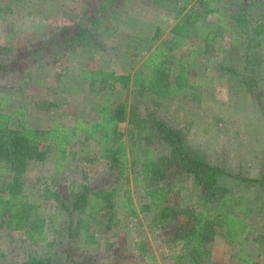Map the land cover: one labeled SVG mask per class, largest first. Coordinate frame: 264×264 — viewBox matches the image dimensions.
Returning a JSON list of instances; mask_svg holds the SVG:
<instances>
[{
  "label": "rangeland",
  "instance_id": "obj_1",
  "mask_svg": "<svg viewBox=\"0 0 264 264\" xmlns=\"http://www.w3.org/2000/svg\"><path fill=\"white\" fill-rule=\"evenodd\" d=\"M243 11L248 21L241 28ZM178 20L192 28L172 46V69L181 57L193 88L161 98L131 86L123 88L121 83L112 87L105 80L81 78V69L133 73L151 51L165 48L163 42L172 37L171 27ZM80 27L89 30L87 40H71ZM246 38L252 39L259 61L247 68ZM119 101L127 104L126 119L118 124L122 139L127 140L133 130L132 139L141 142L142 133L128 119L137 121L148 107L180 127L191 147L231 174L220 180L242 208L238 216L246 224L245 232L238 241L228 242L217 229L210 264H264V245L257 240L264 233V182L241 179L264 180V0H0V110L22 111L34 128L73 129L79 121L90 125L99 120ZM85 133L78 131L61 158L51 147L44 161L28 163L22 179L30 199L38 198L37 184L46 177L62 188L96 185L104 179L100 186L116 189V199L125 201L123 190L130 188L134 203L141 202L143 191L131 180L130 164L129 182L125 174L116 181V172L98 158L100 146L93 140L83 142ZM167 183L173 202L193 203L199 187L189 174L170 171ZM2 186L0 177V190ZM41 206L47 239L32 242L23 230L1 226L0 264L44 254L55 263L70 254L86 264H137L115 255L129 247L137 254L138 240L144 242L147 254L138 264H173L174 251L166 248L163 238L185 221L183 216L167 219L155 233L147 226L149 213L124 217L117 204V225L104 228L89 207L82 214L75 212L72 226L67 227L64 212L50 203Z\"/></svg>",
  "mask_w": 264,
  "mask_h": 264
},
{
  "label": "trees",
  "instance_id": "obj_2",
  "mask_svg": "<svg viewBox=\"0 0 264 264\" xmlns=\"http://www.w3.org/2000/svg\"><path fill=\"white\" fill-rule=\"evenodd\" d=\"M245 12L239 15L241 28ZM188 17L195 19L193 14ZM191 24L178 20L171 27L172 37L163 42L165 48L154 49L145 56L140 68L133 73L115 74L106 70L81 69V78L91 82L101 79L108 81L110 86L121 83L123 88L132 87L136 91L161 97L173 98L180 90L193 88L191 74L180 57L173 68L172 46L180 43L191 30ZM246 29V28H244ZM260 27L255 30L259 33ZM253 31V29H252ZM89 33L85 27L77 28L70 35L71 40L84 39ZM249 33H247L248 37ZM247 39V38H246ZM252 39H247L245 65L258 64ZM127 104L117 102L113 108L103 111L99 120L90 125L77 122L72 128L56 127L39 129L29 126L23 119V112L11 109L0 110V177L3 186L0 190V227L8 230H23L25 236L32 242L45 241L46 218L39 212L44 208L41 203H50L67 217V227L72 226L74 213L82 214L90 207L93 215H99L98 223L108 228L117 225V204H121L124 217L138 218L140 213H149L150 222L147 226L158 232L165 220L183 216L185 221L175 225L172 232L163 238L166 248L173 250V264H210L211 245L217 234V229L228 242L238 241L245 232L246 224L238 216L242 211L238 202L233 200L229 186L221 182L223 176L231 174L214 163H211L205 153L191 147L186 133L178 126L158 117L153 110L145 108V116L137 121L128 119L137 133H142L141 142L133 140V130L128 131L127 140L122 139L123 132L118 124L126 119ZM16 116V117H15ZM70 130V132H68ZM86 132L83 142L93 140L99 146L98 158L105 159L109 168L116 172V181L122 175L128 183L127 164L131 167V180L137 183L142 193V201L137 205L130 196V188H125L126 200L116 199L114 188H103L100 184L87 183L68 186L66 188L51 185L46 177H41L37 184L38 198L30 199V194L24 191L23 173L31 160L44 161L47 153L53 147L57 158L65 153V146L70 143L78 131ZM42 145L44 147L42 148ZM166 149V153H159ZM187 173L199 189L193 203L180 204L173 202L169 196L171 189L167 179L169 172ZM240 177V176H237ZM242 180L262 184L261 177L241 178ZM247 215V214H246ZM95 217V216H93ZM264 229V225H263ZM93 238V236H91ZM264 245V233L257 239ZM137 254L129 247L128 252H116L121 258H132L142 263L146 256L144 242L136 241ZM16 264V263H13ZM17 264H86L65 255V261L55 263L47 254L30 255Z\"/></svg>",
  "mask_w": 264,
  "mask_h": 264
},
{
  "label": "crops",
  "instance_id": "obj_3",
  "mask_svg": "<svg viewBox=\"0 0 264 264\" xmlns=\"http://www.w3.org/2000/svg\"><path fill=\"white\" fill-rule=\"evenodd\" d=\"M216 239V238H215ZM215 239H214V241H215ZM115 256H118V257H120L119 255H115ZM154 257V256H153ZM121 258V257H120ZM146 258H147V255L146 256H142V259H143V263H144V261L146 260ZM131 259V261L132 262H136L135 260H133L132 258H130ZM145 259V260H144ZM137 263V262H136ZM138 264V263H137Z\"/></svg>",
  "mask_w": 264,
  "mask_h": 264
}]
</instances>
